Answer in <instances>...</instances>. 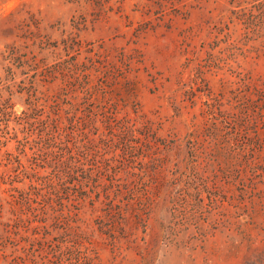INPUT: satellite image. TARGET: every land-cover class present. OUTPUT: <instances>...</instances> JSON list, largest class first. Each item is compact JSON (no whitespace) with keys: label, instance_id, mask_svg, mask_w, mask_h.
<instances>
[{"label":"rangeland","instance_id":"obj_1","mask_svg":"<svg viewBox=\"0 0 264 264\" xmlns=\"http://www.w3.org/2000/svg\"><path fill=\"white\" fill-rule=\"evenodd\" d=\"M0 264H264V0H0Z\"/></svg>","mask_w":264,"mask_h":264}]
</instances>
